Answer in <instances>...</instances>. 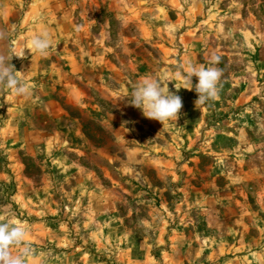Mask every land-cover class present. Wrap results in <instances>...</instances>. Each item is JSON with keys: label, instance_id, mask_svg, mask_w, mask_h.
<instances>
[{"label": "rangeland", "instance_id": "1", "mask_svg": "<svg viewBox=\"0 0 264 264\" xmlns=\"http://www.w3.org/2000/svg\"><path fill=\"white\" fill-rule=\"evenodd\" d=\"M0 33L34 91L0 88V217L28 229L26 264H264V189L233 188L264 173V0H0ZM213 57L197 108L184 76ZM149 76L177 121L129 105Z\"/></svg>", "mask_w": 264, "mask_h": 264}, {"label": "clouds", "instance_id": "2", "mask_svg": "<svg viewBox=\"0 0 264 264\" xmlns=\"http://www.w3.org/2000/svg\"><path fill=\"white\" fill-rule=\"evenodd\" d=\"M4 34L0 33V39ZM31 50L45 55L51 47L50 38L47 33L33 35L29 41ZM15 49L10 48V53ZM24 52L17 57H23ZM11 57V59L13 58ZM219 57H213L210 66H190L188 74L184 76L185 89L193 90L192 77L198 79L195 85V92L198 99L196 107L204 105L207 101L216 98L218 94L217 84L222 75L221 70L214 66ZM27 73V72H26ZM26 73L16 71L8 62V57L0 54V88L7 89L11 94L32 98L34 91L23 78ZM179 76L180 73H177ZM166 80L158 77H145L137 82L128 98L130 106L140 109L145 118L156 120L162 124L165 121H177L182 108V99L179 95L170 92ZM163 85V86H162ZM28 229L21 221L11 219L4 220L0 217V264H26L27 258L34 255L33 249L23 242ZM14 247L19 248L13 252Z\"/></svg>", "mask_w": 264, "mask_h": 264}, {"label": "crops", "instance_id": "3", "mask_svg": "<svg viewBox=\"0 0 264 264\" xmlns=\"http://www.w3.org/2000/svg\"><path fill=\"white\" fill-rule=\"evenodd\" d=\"M255 151L251 150V151L247 152L246 154H243V159H242L243 166L248 165V163H249L248 159H250V157L254 155ZM249 153H252V154H249ZM212 164H214V163H212ZM245 168H247V169H245L246 172H244V171H242V172L245 173L244 175H246V178H243V179H240V181H237L236 185H234L233 188L246 187L244 196L246 198H249V195L251 194V193H249V190L253 191V194L256 193V191H257L254 189V185H257V186L259 185L262 190L264 189V173H262L263 172V170H262L260 173H258L256 175V173H254V171H252L250 166H246ZM233 170H235V169H233ZM238 183H241V185H239Z\"/></svg>", "mask_w": 264, "mask_h": 264}]
</instances>
